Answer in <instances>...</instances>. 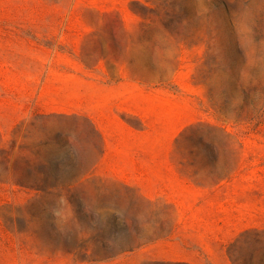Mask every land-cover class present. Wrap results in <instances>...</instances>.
<instances>
[{"label":"rangeland","instance_id":"rangeland-1","mask_svg":"<svg viewBox=\"0 0 264 264\" xmlns=\"http://www.w3.org/2000/svg\"><path fill=\"white\" fill-rule=\"evenodd\" d=\"M0 264H264V0H0Z\"/></svg>","mask_w":264,"mask_h":264}]
</instances>
